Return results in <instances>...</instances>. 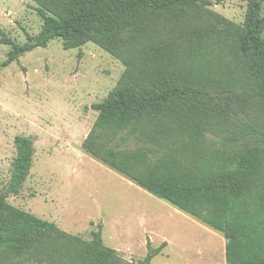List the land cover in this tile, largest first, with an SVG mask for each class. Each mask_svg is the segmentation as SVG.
Wrapping results in <instances>:
<instances>
[{
  "label": "trees",
  "instance_id": "obj_1",
  "mask_svg": "<svg viewBox=\"0 0 264 264\" xmlns=\"http://www.w3.org/2000/svg\"><path fill=\"white\" fill-rule=\"evenodd\" d=\"M34 1L42 13L41 29L27 43L14 44L7 62L53 38L62 39L67 48L93 41L128 61L126 48L132 60L128 64L138 73L125 72L105 100L94 105L99 113L84 149L149 194L221 232L227 240V264H264V185L257 180L264 171V141L215 157L193 154L212 167L192 172L188 166L194 157L185 152L195 145L192 142L203 140L205 129L182 123L195 113L191 99L203 102L217 89H225L220 78L203 66L206 53L225 47L235 72L228 87L254 93L264 108L263 0H248L242 26L203 10L201 4L210 5L207 0ZM208 18L215 25L211 42L201 43L189 26L193 20ZM181 25L186 27V37L180 33ZM167 33L172 42L162 38ZM163 137L177 139L182 160L174 151L149 157L144 147L161 145ZM131 138L135 140L132 148L128 147ZM14 146L10 180L0 195V264L32 254L41 263L44 247L56 251L52 264H147L122 262L114 250L103 246L98 233L85 241L8 204L6 195L21 188L34 151L29 137L16 136ZM57 245H65L76 255H63Z\"/></svg>",
  "mask_w": 264,
  "mask_h": 264
},
{
  "label": "rangeland",
  "instance_id": "obj_2",
  "mask_svg": "<svg viewBox=\"0 0 264 264\" xmlns=\"http://www.w3.org/2000/svg\"><path fill=\"white\" fill-rule=\"evenodd\" d=\"M207 1L210 5L201 4L203 10L239 26L244 24L248 0ZM260 14L264 17V0ZM42 24L34 0H0V195L7 188L16 156L14 138L29 137L34 148L32 165L21 188L6 195L11 206L85 241L98 233L103 246L114 250L122 262L227 264V240L221 232L149 194L83 147L99 113L94 105L105 100L125 72L138 73L128 64L132 61L128 50L125 48L129 58L125 61L93 41L67 48L62 39L53 38L7 62L13 45L34 39ZM214 26L208 18L193 20L189 28L195 31L194 38L205 43L211 42ZM185 29L181 25L184 37ZM261 37L264 39V29ZM162 38L172 42L170 33ZM180 42L186 45L182 39ZM206 54L203 66L220 78L225 89H217L203 102L191 99L195 113L182 119L188 128L197 125L205 129L203 140L192 142L195 145L185 152L194 157L187 163L192 172L212 167L211 162L204 164L194 155L215 157L264 141L260 99L235 85L228 87L235 72L227 48ZM134 141L131 138L128 147H134ZM144 148L149 149L151 159V153L169 151L183 159L182 149L172 137H163L157 147ZM257 180L264 185V171ZM57 248L63 255H76L65 245ZM42 250L46 255H40L44 256L41 263L32 254L5 259L2 264H52L55 249Z\"/></svg>",
  "mask_w": 264,
  "mask_h": 264
}]
</instances>
